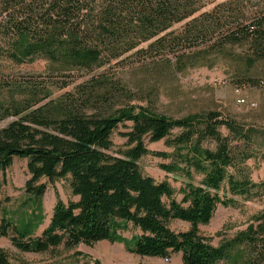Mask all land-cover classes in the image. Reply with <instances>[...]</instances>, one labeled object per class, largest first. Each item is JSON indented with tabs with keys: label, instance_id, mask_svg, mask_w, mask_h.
<instances>
[{
	"label": "trees",
	"instance_id": "16d2710c",
	"mask_svg": "<svg viewBox=\"0 0 264 264\" xmlns=\"http://www.w3.org/2000/svg\"><path fill=\"white\" fill-rule=\"evenodd\" d=\"M202 8L203 0H0V58L18 66L48 64L42 78L0 70V124L9 120L0 127V172L24 158L33 198L45 193L42 178L67 176L78 197L58 201L37 235L42 208L15 225L0 195V236L13 230L12 243L23 252L109 241L139 256L181 252L183 264H264V211L219 245L199 229L220 204L234 203L220 195L225 181L233 195L264 191V182L229 172L253 157L237 143L253 144L252 132L217 111L173 118L153 108L172 92L169 85L179 88V74L221 62L236 86L264 87V9L252 10L248 0ZM124 60L138 64L142 78L110 75L113 63ZM55 89L64 92L55 97ZM128 122L127 148L111 153L113 133ZM147 138L165 140L174 152L150 151ZM150 152L172 158L161 165L168 173L184 164L189 176L193 169L203 180L189 182L177 200L167 180L141 171L139 161ZM176 220L191 227L177 231ZM130 226L138 232L126 237ZM0 264L30 263L13 262L0 249Z\"/></svg>",
	"mask_w": 264,
	"mask_h": 264
},
{
	"label": "rangeland",
	"instance_id": "374dc122",
	"mask_svg": "<svg viewBox=\"0 0 264 264\" xmlns=\"http://www.w3.org/2000/svg\"><path fill=\"white\" fill-rule=\"evenodd\" d=\"M225 0H203L202 11L212 9L217 3ZM252 10L264 9V0H248ZM184 23L174 26L181 28ZM138 64L130 66L127 60L114 62L110 75L122 80L142 78ZM47 62L37 60L32 63L14 65L6 59L0 58V70H13L23 75H47ZM136 69V70H135ZM80 82V81H78ZM178 87L169 88L162 96L157 106L153 107L159 113L173 118H180L191 113H203L217 111L224 117L234 120L239 126L250 130L254 136L253 144L237 142L242 149L253 153V157L238 167L229 169L230 173L237 176L246 175L256 183L264 182V87H239L232 81L231 71L224 63H218L213 67L201 66L189 69L179 74ZM176 83V84H177ZM75 84L70 85L72 89ZM178 88V89H177ZM64 90L55 89L54 96L61 95ZM169 92V93H168ZM170 94V95H168ZM134 104H149L147 102L132 101ZM9 120L0 124L5 126ZM132 123L121 125L113 135L114 147L111 153L127 148V138L122 133L131 129ZM221 131L229 135V130L223 126ZM179 129L175 130L177 134ZM145 144L150 151L174 152V149L166 145L165 140L152 142L145 139ZM205 146L215 149L216 143L207 141ZM172 158L164 159L149 153L139 161L140 169L145 175L152 176L158 181L167 180L175 189V197L181 201V190L189 183L200 184L204 174L191 169V176L186 172L187 167L183 164V170L168 173L162 169V164L172 163ZM242 172V173H241ZM244 172V174H243ZM31 175L28 169V160L15 158L11 167L0 172V195L6 215L15 225L28 220L35 212L40 211L45 217L43 224L37 229L39 235L50 223L54 206L58 201L68 203L78 200L73 194L71 176L56 178H42L39 184L45 186L42 198H33L27 192L26 183ZM220 195L234 199L229 206L220 204L208 224L199 226L200 233L213 245H219L225 240L232 238L239 231L245 229L254 222L258 214L264 211V191L256 190L250 196L233 195L229 191L228 181L222 186ZM177 231L188 230L191 225L188 222L176 220L171 224ZM138 232L130 226V230L123 233L131 237ZM13 230L8 236H0V249L5 250L13 262L26 261L30 264H183L182 253H173L169 258L139 256L127 251L123 243L102 241L92 245L79 244L74 248L60 246L45 253L23 252L12 243ZM223 264V263H220Z\"/></svg>",
	"mask_w": 264,
	"mask_h": 264
}]
</instances>
